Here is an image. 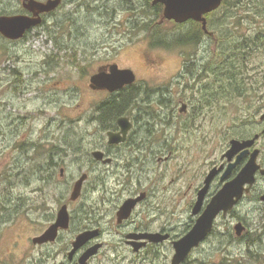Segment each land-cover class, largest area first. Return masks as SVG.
Returning a JSON list of instances; mask_svg holds the SVG:
<instances>
[{
  "label": "rangeland",
  "instance_id": "1",
  "mask_svg": "<svg viewBox=\"0 0 264 264\" xmlns=\"http://www.w3.org/2000/svg\"><path fill=\"white\" fill-rule=\"evenodd\" d=\"M16 1L20 3V0H0V9L9 4V9L12 10ZM107 3L110 10L104 13ZM146 3L144 0H63L57 12L58 17H55L59 20V29L55 30L58 44L46 31L47 28L19 44L0 39V48L8 47L10 50L7 57L0 56V80L1 75L5 77V85L0 81V171L4 173L0 191L4 189L17 197L20 191L25 190L31 198L43 192L54 197L52 204L57 201V194L70 195L79 175L89 172L93 160L90 156L88 162H83L82 153H85L86 149H89L90 153L101 141L105 142L103 130L94 120L93 110L108 95L90 86L91 75L101 66L117 63L121 68L133 69L138 81H149L148 85L152 88L164 87L163 83L168 81L170 87V79L182 70L183 60L187 57L185 58V53L180 49L153 48L149 44L146 31H132V12L138 11ZM250 10L245 3L242 8L231 9L229 20L221 22L218 32L214 30L219 45L220 42L226 44L230 51L231 44H236L234 38L242 39L254 35L257 30H264V19L254 21L253 18H247L252 13ZM239 17L244 19L237 25ZM54 19H49L46 26L53 25ZM164 20L165 18H156L154 15L150 23L152 26L161 25L163 30L173 28ZM208 33L213 34V31L209 30ZM226 36L230 38L225 42L222 39ZM203 42L205 48L210 47L209 37H204ZM203 45L198 48L201 50L200 55ZM2 65L5 66L4 70H7L4 74L1 71ZM243 70L246 77L244 85L249 95H246L244 100L236 96L217 103L214 117L210 112L211 107L206 109L200 102L190 101H198L195 77L186 83L185 92L183 91L181 96L185 99L184 104L189 103L192 107L190 119H186L185 127V119H182L185 117L182 112L179 113L184 104L177 105L172 99L170 102L173 105L169 112L156 117L155 122L154 117L149 115L152 121L148 126L155 131L153 137H159V141L155 139L153 145L154 159L153 163L149 164L150 171L143 175V179L122 177L120 183L108 186V190L116 188L119 192L133 193L137 188L144 186L153 194L151 199L158 206L157 218L160 222L165 223L170 219L177 225L188 221L194 187L208 171L213 160L212 138L207 139L203 134L215 129L218 133H223L226 125L237 119V114L251 115L253 127L258 125L264 107V46L247 54ZM34 73L38 79L32 83ZM193 73L197 74L195 71ZM18 78H23L25 82L19 83ZM8 82L9 84H6ZM173 82L177 83L175 80ZM202 86L204 88V83ZM173 110L176 111L175 116L172 114ZM204 111L208 114L198 119L201 122L198 121L197 126L194 121L195 113L203 114ZM183 127H196V132L189 133ZM149 131L151 130L146 133L150 134ZM66 140L77 142L76 146H79L80 150L71 157H63L66 162L61 166L65 168V176L60 175V166L50 182H33V163L41 160V164L47 165L46 160H49V157H46L51 144L60 142L65 145ZM31 141H35L38 147L35 151L27 152L26 148L33 143ZM164 144L169 145L170 149H161ZM68 146H64L65 151ZM41 152L42 154H39ZM35 157L36 161L32 160ZM160 157L169 158L159 161ZM125 160L127 161L126 158ZM130 170L128 164L121 168L122 173ZM27 175L30 181L24 182L23 177ZM87 186V189H90L88 193L101 191H93L89 184ZM37 187L41 190L37 191ZM252 206L253 203L248 202L242 208L250 211L249 217L255 224L254 229L256 228L253 230V236L260 237L252 248L253 252L261 254L260 258L255 260L251 254L248 255L245 241L243 244L234 242L230 248L221 247L219 241L217 244L206 243L202 249L195 252L194 257L208 258L207 264H236L234 262L237 260H225L227 255L233 259L243 258V264H264L263 216L258 213L261 210ZM24 224L19 221L14 226L6 227L7 230L4 229L7 241L1 244L2 239L0 240V257L8 251L14 253L15 257L22 256L17 241L22 242L19 236L27 235L31 231ZM226 225L228 224L224 219H218V231ZM166 258L165 255L155 261L157 264H165Z\"/></svg>",
  "mask_w": 264,
  "mask_h": 264
},
{
  "label": "flooded vegetation",
  "instance_id": "2",
  "mask_svg": "<svg viewBox=\"0 0 264 264\" xmlns=\"http://www.w3.org/2000/svg\"><path fill=\"white\" fill-rule=\"evenodd\" d=\"M38 1L46 2L48 0ZM16 2L18 5L15 3V7L12 10L9 9V4L5 8L0 9V17H35V11L29 7L30 0H20L21 5H19V1ZM60 6L54 11L41 14L42 23L27 29L22 37L11 39L0 33V39L13 44H19L28 40L32 35L44 29L49 19L58 17L57 12ZM207 33L205 32V37L210 38V47L205 48L204 44L201 55L199 54L201 52L199 49L196 50L197 56H191L189 59L183 60L182 70L170 79L172 81L170 87L168 86V81L163 83L164 89L157 88L156 91L150 92V89L153 88L148 85L149 81L140 82L137 79L135 83L116 92L98 90L107 93L108 96L106 98L111 95H118V93L123 92L129 87L131 93H140L141 95L144 93L146 95H138L136 97V101L132 105L133 113L131 115L121 116L128 117L132 125L124 142L110 143L109 133L121 132V127L118 123L121 117H119L116 120L114 129L103 130L105 142L101 141L90 153L89 149L85 150L86 154L82 153L84 155L83 162H88L91 156L93 162H91L92 166L90 170L94 171L88 170L89 172L79 175L78 179L82 175L87 174V179L83 183L82 192L76 199H72V193L60 196L57 194V201L51 204V200H54L51 194L47 195L39 192L37 196L31 198L25 190L20 191V195L17 197L10 192H5L4 189L0 191L1 244L7 241L5 239V232H3L6 227L14 226L21 221L22 224L25 223L24 225H27L31 229L27 235L23 234L19 236L22 242L20 240L17 241V244L21 248L22 256L15 257L14 253L5 252L0 257V264H154V262L157 264L155 260L161 259L165 255L167 257L165 264H171L175 254L174 243L183 238L192 229L201 213L224 185L236 179L251 159H256L260 167L256 172L255 182L250 187V191L245 192L239 204L229 211L227 215L221 213L217 217L212 233L198 247L192 250L184 263L200 260L207 263L208 258L206 259V257H194L195 252L202 249L206 243L213 244L218 239V233L221 234L220 238L224 241L233 239L235 225L239 222H242L246 227L240 238H243L245 242L250 240L253 230L256 228L254 229L253 225L255 224L249 217L250 211H246L242 207L244 204L252 202V208L261 210L258 213H262L264 210V120L262 119L264 107L262 108L263 111L260 114L257 126L253 127L254 124H251V115L237 114V119L233 123L227 124L223 133H218L215 129L203 134L207 139L212 138L214 144L213 160L208 171L201 176L200 181L194 187L193 197L191 198L192 204L189 210L190 219L188 221L177 225L170 221V219L165 223L160 222L157 218L159 213L156 207L158 206L151 199L153 194L149 193L148 189L144 186L139 189L137 188V191L133 193L119 192L116 188H113L115 190H108V186L120 183L122 177L129 178L130 176V179L133 180L135 178L143 179V175L150 171L149 164L153 163L154 159V153L152 154L153 145L155 139L159 141V137L154 138L153 134L155 131L150 128H144V123L141 121L140 124L139 120L144 116H152L150 109L154 108V104L157 105L158 109L165 112H169L170 110L167 105L169 99L177 102V105L184 104L185 99H182L181 96L183 91L185 92L186 83L195 77L194 80L197 84L195 93L198 101L191 99V103L200 102L202 104L209 102L213 104L210 108V112L213 114L211 115L214 117L216 114L217 47L219 44L216 33ZM251 44L253 48L250 49V52L260 49L256 47L253 41ZM9 52L8 47L0 48V56L7 57ZM2 66L1 71L4 74L7 70L5 71V66L3 68ZM105 66L107 65L101 67ZM194 71L197 72L196 75L193 73ZM20 73L22 74L21 70ZM4 79L5 77L1 75L0 81L5 85ZM31 79L32 83L36 82L38 79L37 74L34 73ZM18 80L19 82H25L23 78H19ZM173 80L177 81V83H174ZM202 83H204V88ZM209 83L210 91L208 92ZM6 84H9V82ZM140 86H143L142 89H140ZM241 98L244 100L245 96ZM137 101L144 102L146 105H140ZM161 103L162 106H160ZM191 109L192 107L189 103L184 104L183 108L180 109L179 113L182 112L181 114L185 117L182 118L185 119L184 127L187 125L186 119H190ZM174 110L172 111L173 116L176 113ZM206 114H208L207 111H204L203 114L195 113L194 121L197 122V126L201 122L198 119H202V115ZM195 128L184 129L189 133H195ZM148 130H151L149 131L151 132L150 134L146 133ZM144 135H148V137ZM142 136L144 137L142 138ZM252 139H255V142L251 146H243L233 154L229 152L233 147V140L245 143ZM31 142L33 143L26 148L27 152L31 150L35 151L38 147L35 141ZM219 146L221 147L217 150ZM161 147V149H170V146L167 144L161 145ZM66 149L63 155L54 159V162L51 159L46 160L47 165H42L41 160L33 163V166H35L32 172L34 175L33 182L40 180L45 183L50 182L55 177L52 175H55L56 170H58L61 164L66 162V160L63 161V157H71L79 153L80 147L71 145L66 147ZM95 151L103 152V158L100 160L96 159L93 154ZM168 158L160 157L159 161ZM33 159L36 161L37 158ZM127 164L130 165L131 170L122 173L121 168ZM38 166L39 168H37ZM212 170L216 171V174L209 184L203 207L199 214L194 215V206L199 198L200 191L205 186L207 176ZM60 175L62 177L65 176V168L63 166L60 168ZM3 179L4 173L1 172L0 184ZM78 179L75 180V183ZM27 180L30 181L28 177ZM27 180H24V182H27ZM88 184L93 191L96 189L101 191L88 193L90 191V189H87ZM245 188H249V185L246 184ZM39 189L41 190L40 187H37V191ZM103 190L106 191L103 192ZM129 200L135 201L132 209L122 212L123 207ZM63 207L67 209L68 219L64 221V224L55 227ZM218 219H224L225 223L228 224L220 231H218L217 227ZM30 224L32 225L29 226ZM51 230L55 233H52ZM228 243L231 246L232 242L228 241ZM225 247L228 248L227 246ZM13 254L14 256H12Z\"/></svg>",
  "mask_w": 264,
  "mask_h": 264
},
{
  "label": "trees",
  "instance_id": "3",
  "mask_svg": "<svg viewBox=\"0 0 264 264\" xmlns=\"http://www.w3.org/2000/svg\"><path fill=\"white\" fill-rule=\"evenodd\" d=\"M147 2L144 7L140 8L138 11L132 12V20L133 29H137L139 31L143 30L146 31L147 37L149 38V44L153 48H174L180 49L181 52L185 53V58L189 59L191 56H197L196 50L200 48V45H203V39L205 37V30L203 27L202 22H197L195 20H189L185 23H176L172 20L165 19L164 21L167 24H171L173 28L163 30L161 25L155 24L151 25L150 21L153 19L154 15L156 18H164L163 10L164 6L161 3L154 4L153 0H144ZM248 5L251 8V15H248L247 18H253L254 21H259L260 19H264V0H224L222 5L214 12L208 14L207 17V28L210 31H217L221 29L220 24L223 21L227 22L230 17L231 9L242 8L243 4ZM149 4V5H148ZM106 11L104 13L109 12L108 3L106 4ZM137 9V8H135ZM143 15H139V14ZM237 16V15H236ZM239 16V15H238ZM241 19L243 17L238 18L239 25L241 23ZM164 22V23H165ZM53 25L46 26V31H48L49 35H51L52 39H55L56 44H58V38L56 37V31L59 29L58 24L59 20L55 19ZM160 24V23H159ZM152 26V27H151ZM215 30V31H214ZM239 32V31H237ZM222 34V33H221ZM230 36H226L223 38V41H228ZM236 44H231V50L228 51V47L223 44L218 45L217 47V103L225 102V100H230L236 96L242 97L249 95L247 94V87L244 85V81L246 80L244 74V67L247 59V54L251 53L250 49L253 48L251 42L253 41L256 44V47L261 48L264 46V30H257L252 36H246L245 38L239 39L234 38ZM222 41V42H223ZM224 43V42H223ZM189 48V49H187ZM190 70V69H189ZM188 71V70H187ZM21 81V80H20ZM19 82V80H18ZM128 87V86H127ZM143 86H140L142 89ZM164 89V87H161ZM170 90V88H168ZM157 88L150 89L151 91H156ZM210 91V83L208 84V92ZM139 94H134L130 92V87L125 89L123 92L118 93V95H111L110 97L106 98L105 100L98 103L94 110H93V117L94 120L99 124V127L104 130L114 129L116 125V120L125 115H131L133 113L132 105L136 101V97ZM146 94H142L141 96H145ZM172 96V94H170ZM167 102L168 108L172 107V103ZM140 105L145 106L146 103L137 101ZM173 102V101H172ZM175 103V102H174ZM204 107H211L213 104L207 102L202 103ZM162 106V103L160 104ZM152 110L150 109V113L152 114L153 121L155 122L156 117H160L161 115L165 114V111H161V109L157 108V105L154 104ZM170 118V116H169ZM144 123V128H151L148 126V123L152 120L149 119L148 116H144L142 119L139 120L140 122ZM168 123V121H167ZM141 124V123H140ZM147 125V126H145ZM65 145H77V142H64ZM65 145H61L60 142H54L51 144V148L48 149L47 157L54 162V159L59 158L64 153L63 147ZM27 151V150H26ZM42 154V152L40 153ZM46 156V153H44ZM43 163V162H41ZM43 165V164H42ZM39 168V166L37 167ZM41 170V169H39ZM44 170V168H42ZM28 176L23 177V180H27ZM13 192V189H12ZM13 196V195H11ZM14 197V196H13ZM262 223H264V212H262ZM236 232H234L233 239L228 240L231 243H244L243 238L235 236ZM221 234H217V240L214 242L217 244V241L220 242V246L228 248L230 244L228 241H224L220 238ZM260 240L259 236H251L250 240L246 242L244 245L247 248L248 255H252V257L257 260L261 257L260 253L253 252L252 248L255 246L256 243ZM228 244V245H226ZM228 250V249H227ZM232 261L237 260L236 264H243L242 259H233L230 258L228 255L225 256V260ZM208 263V262H207ZM206 262H202V260L194 262H186L184 264H207ZM227 264V263H223ZM246 264V263H245Z\"/></svg>",
  "mask_w": 264,
  "mask_h": 264
},
{
  "label": "water",
  "instance_id": "4",
  "mask_svg": "<svg viewBox=\"0 0 264 264\" xmlns=\"http://www.w3.org/2000/svg\"><path fill=\"white\" fill-rule=\"evenodd\" d=\"M154 4L161 3L164 6L163 14L167 20L175 21L176 23H185L189 20L202 22L204 30L207 29V15L218 9L224 0H153ZM62 3V0H48L46 2L38 0H30V9L35 11V17L28 16H13L0 17V33L11 38L18 39L22 37L25 31L33 26L42 23L41 14L49 13L57 9ZM137 80V76L131 68H121L117 63L109 64L105 67H100L99 70L90 77V86L94 90H108L109 92H116L123 89L125 86L133 84ZM264 120V114L262 116ZM121 127L120 133H109L110 143L124 142L126 136L132 125L128 117H121L118 120ZM255 139L241 143L237 140L232 141V154L238 151L243 146H251ZM94 157L98 160L103 158L104 153L95 151ZM256 159H251L248 165L241 171V173L231 182H228L224 187L212 198L206 209L201 213L192 229L179 241L174 243L175 254L171 264H183L193 249L198 247L200 243L210 234L214 229L215 220L223 213L227 215L229 211L233 210L243 198L245 192L250 191V187L255 182V175L259 169ZM264 173V170H263ZM216 174L212 170L206 179L205 186L199 194V198L194 206L193 214L200 213L205 195L208 191L209 184ZM1 178V172H0ZM87 179V174L81 176L75 183L72 199H76L81 193L84 181ZM248 184L249 188H245ZM264 199V196H263ZM135 201H127L122 209V212L132 209ZM66 207H63L59 214L58 223L55 225L64 224L68 219V212ZM246 227L242 222L235 225V230L238 236H241ZM52 233H55L51 230ZM82 241L81 238H79Z\"/></svg>",
  "mask_w": 264,
  "mask_h": 264
},
{
  "label": "bare ground",
  "instance_id": "5",
  "mask_svg": "<svg viewBox=\"0 0 264 264\" xmlns=\"http://www.w3.org/2000/svg\"><path fill=\"white\" fill-rule=\"evenodd\" d=\"M19 79V78H18ZM20 83V82H19ZM74 189V188H73ZM73 192V191H72ZM81 192H82V189H81ZM244 225V224H243ZM245 226V225H244Z\"/></svg>",
  "mask_w": 264,
  "mask_h": 264
}]
</instances>
